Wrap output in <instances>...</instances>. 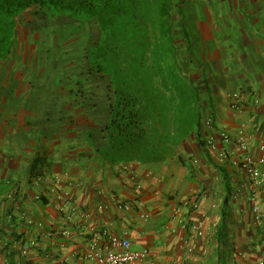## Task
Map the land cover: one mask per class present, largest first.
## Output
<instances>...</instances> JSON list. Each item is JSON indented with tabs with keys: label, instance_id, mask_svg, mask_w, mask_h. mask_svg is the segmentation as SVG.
<instances>
[{
	"label": "crops",
	"instance_id": "crops-1",
	"mask_svg": "<svg viewBox=\"0 0 264 264\" xmlns=\"http://www.w3.org/2000/svg\"><path fill=\"white\" fill-rule=\"evenodd\" d=\"M222 1L223 27L205 9L206 34L200 30L189 50L179 45L177 63L191 82L185 91L188 99L195 91L198 103L186 106L194 120L162 161L109 165L100 158L111 94L99 75L72 74L76 54L69 63L53 47L34 61L33 51L34 68L18 71L0 59V264H93L84 256L101 231L149 252L136 264H264V220L252 213L264 191L249 190L243 167L245 157L264 160V0ZM234 94L242 113L230 108ZM205 118L212 130L202 127ZM239 131L246 150L219 138ZM54 177L78 209L72 222L46 182L33 183ZM190 197L198 208L177 214Z\"/></svg>",
	"mask_w": 264,
	"mask_h": 264
},
{
	"label": "trees",
	"instance_id": "trees-1",
	"mask_svg": "<svg viewBox=\"0 0 264 264\" xmlns=\"http://www.w3.org/2000/svg\"><path fill=\"white\" fill-rule=\"evenodd\" d=\"M169 4V0H0V58L10 54L15 28L30 11L47 10L56 20L93 23L98 44L87 56L85 72L99 75L111 94L104 145L95 151L109 165L162 161L172 156L189 127L188 102L182 110L174 99L177 93L168 91L175 89L174 84L161 75L151 76L142 60L153 55L150 27L159 37L166 32ZM163 63L164 59L153 68L162 71Z\"/></svg>",
	"mask_w": 264,
	"mask_h": 264
},
{
	"label": "rangeland",
	"instance_id": "rangeland-1",
	"mask_svg": "<svg viewBox=\"0 0 264 264\" xmlns=\"http://www.w3.org/2000/svg\"><path fill=\"white\" fill-rule=\"evenodd\" d=\"M169 1L170 4L168 8L170 10L171 20L168 23L169 25L166 28V32H164V34L162 33L163 35L159 37L156 30L150 27V34L153 37L151 42L153 55L150 58L146 56L142 60H144L146 64L148 73L151 71V76H153L154 73L161 75L164 79H167L165 82L174 84L173 86L175 89L169 88L168 91L171 93H178V96L174 93L176 96L174 99L175 101L178 99L183 109L186 102H188V105H190V102L197 105L198 101L195 91H193V96H189V99L186 98L187 92L185 89L187 85H191V82H189V77L182 72L180 65L177 63L178 59L181 58V49L179 45L184 44V49L189 50L190 46L196 43V38L199 36L200 30L203 34H206L207 21L206 15L204 14L205 9H207L210 17L216 18V28L221 29L224 23L220 11L225 7L222 0ZM155 34L157 37H154L156 36ZM14 35L15 37L12 39V45L8 46V48L10 47V54L4 55L7 58L0 59L1 61L8 60L13 65L16 64L17 71L20 66L33 69V55L35 54L34 61H38L36 57L39 56L40 53L41 55H46L55 47L54 55L62 57L69 63L74 62V54L78 56L79 60L77 62V67H71L70 69L72 74L82 76L85 69H88L87 56L98 44V33L93 23H79L70 18L56 20L47 10H34L22 15L15 28ZM38 40H41L42 46L39 45L37 47V44H39L37 42ZM5 49V46H3L2 51L4 52ZM33 51L34 54H32ZM193 51H195V49H193ZM25 58H28L27 63L24 62ZM89 59H93V57L89 56ZM162 59H164L163 64L166 65V67L163 68L162 71L158 68H153L154 63L160 62ZM155 70L159 72H155ZM20 74L23 75V71H21ZM166 75H168V77H173L168 80ZM160 79L162 78L156 80L160 81ZM163 85L168 84L164 83ZM160 89L166 91L162 87ZM190 115H192L191 112H189V116ZM189 119L190 121L194 120V117L192 118V116H190Z\"/></svg>",
	"mask_w": 264,
	"mask_h": 264
},
{
	"label": "built area",
	"instance_id": "built-area-1",
	"mask_svg": "<svg viewBox=\"0 0 264 264\" xmlns=\"http://www.w3.org/2000/svg\"><path fill=\"white\" fill-rule=\"evenodd\" d=\"M233 101L230 108L236 113H242L244 109V103L242 102L238 94L233 95ZM202 127L206 130L213 129V122L210 118H205L202 121ZM221 141L229 143L230 141L241 150L247 149V138L243 131H239L235 136H231L226 132L219 134ZM207 143L214 147L213 138L207 140ZM260 150L264 151V143L261 144ZM227 158L224 151H219L218 160L223 163ZM264 165V160L254 161L249 157H245L243 161V167L248 174L247 187L252 192L256 190L264 191V175L261 171V166ZM46 182L50 194H52L55 206L58 211L65 216L67 222L74 221L78 216V209L70 203V195L65 191V187L60 178L54 177L48 180H43L41 178H35L33 183L35 185ZM198 208V200L194 197H190L185 200L180 208L176 209L177 214H181V210L185 209L188 212L194 211ZM129 207L126 206V210ZM66 211V213H65ZM252 213L255 220L261 223L264 220V204L254 203L252 205ZM85 215V214H84ZM86 216V215H85ZM146 218V216H142ZM192 232L198 237L203 236V231L199 226H192ZM262 234L264 235V229H262ZM189 249V246L187 247ZM28 252V247H23L22 255H26ZM149 256V252L146 250L136 251L132 249L131 243L128 239L123 237H118L109 234L106 231H101L94 233L93 247L85 254V259L90 260L93 264H136Z\"/></svg>",
	"mask_w": 264,
	"mask_h": 264
}]
</instances>
